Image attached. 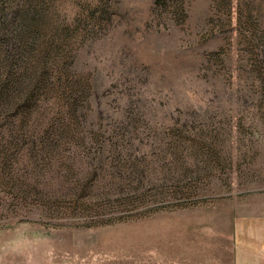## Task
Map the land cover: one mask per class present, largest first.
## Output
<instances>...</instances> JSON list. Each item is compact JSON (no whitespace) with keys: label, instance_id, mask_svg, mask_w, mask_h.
<instances>
[{"label":"rangeland","instance_id":"obj_1","mask_svg":"<svg viewBox=\"0 0 264 264\" xmlns=\"http://www.w3.org/2000/svg\"><path fill=\"white\" fill-rule=\"evenodd\" d=\"M47 3L0 62V264H264V0Z\"/></svg>","mask_w":264,"mask_h":264},{"label":"trees","instance_id":"obj_2","mask_svg":"<svg viewBox=\"0 0 264 264\" xmlns=\"http://www.w3.org/2000/svg\"><path fill=\"white\" fill-rule=\"evenodd\" d=\"M48 1L51 2V0H0V50L4 56L0 62L8 66L12 74L15 63H11L12 59L9 57L10 47L20 48L19 45L22 46L25 38L36 32L41 33L45 27L43 24H46L45 5Z\"/></svg>","mask_w":264,"mask_h":264}]
</instances>
